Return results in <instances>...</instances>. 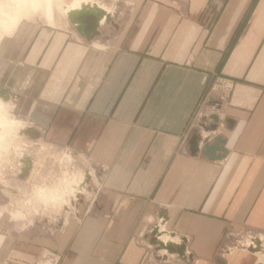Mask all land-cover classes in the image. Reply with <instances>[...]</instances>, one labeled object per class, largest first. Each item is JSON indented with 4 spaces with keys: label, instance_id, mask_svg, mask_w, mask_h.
I'll use <instances>...</instances> for the list:
<instances>
[{
    "label": "crops",
    "instance_id": "obj_1",
    "mask_svg": "<svg viewBox=\"0 0 264 264\" xmlns=\"http://www.w3.org/2000/svg\"><path fill=\"white\" fill-rule=\"evenodd\" d=\"M74 1V15L20 19L0 40V98L85 162L79 212L58 229H0V264L45 249L59 264L263 263L264 0ZM83 12L100 15L95 33ZM217 135L227 153L211 159Z\"/></svg>",
    "mask_w": 264,
    "mask_h": 264
},
{
    "label": "rangeland",
    "instance_id": "obj_2",
    "mask_svg": "<svg viewBox=\"0 0 264 264\" xmlns=\"http://www.w3.org/2000/svg\"><path fill=\"white\" fill-rule=\"evenodd\" d=\"M47 1L50 2V0ZM59 1L60 0H51L50 2L54 15H50L51 18H61L64 14L63 9L72 4L74 0H61L66 5H64V7L59 4L61 2ZM17 3L18 2H13L12 0H0V40L11 32L7 29L8 25L6 24L16 12L15 9L18 7ZM48 10L49 6L44 0L43 4L38 5L28 15H24L21 20H48ZM5 104V107L2 108L4 110H0V119H2L0 122V140L2 142L0 143H3V145H0V229L8 230L12 226L14 229L19 227L17 223L10 220L8 213L3 211L4 207L8 206L10 203V193L14 192L16 188H24L32 184L56 186L61 180L66 166L61 165L59 162V155L65 150L61 147L46 146L42 139L31 135L28 128L32 125H30L26 119L19 118L18 115L10 109L8 103L5 102ZM12 119L15 122L10 123ZM23 154L28 157L29 164L22 160ZM71 154L74 157L73 167L77 168L80 165L82 169H85V162H83L77 154ZM91 182L92 181L89 179L88 183ZM12 198L14 199L15 197ZM75 202L76 201L73 199L69 207L65 208L58 216H52L51 220L49 219V216L52 215L51 213H49L48 216L43 214L35 216L31 227L39 229L60 228L63 224L65 225L71 217H75L76 212H79L78 205ZM45 251H52L61 257L60 253L51 249H45ZM45 257L46 255L38 264L43 262ZM262 260L264 262V256Z\"/></svg>",
    "mask_w": 264,
    "mask_h": 264
},
{
    "label": "clouds",
    "instance_id": "obj_3",
    "mask_svg": "<svg viewBox=\"0 0 264 264\" xmlns=\"http://www.w3.org/2000/svg\"><path fill=\"white\" fill-rule=\"evenodd\" d=\"M245 121H238L236 127L232 131V135L228 137V145H234L238 140L240 133L245 127ZM43 150V146H42ZM59 162L65 165V171L61 180L56 186H49L45 184H32L24 188H16L14 192L10 193V203L5 206L3 211L7 212L10 220L19 225L18 230L24 231L31 227L34 222V217L37 215H46L49 213V219L52 216H58L65 208L71 205V201L75 199L77 193L82 191L80 184L83 181V173L79 169H75L74 157L65 150L59 155ZM12 197H15L14 199ZM145 220L149 223L153 221L152 216H146ZM264 240V237H259ZM6 239L0 236V243ZM161 239H164L161 237ZM169 240L177 242L178 238L169 236L164 239V243Z\"/></svg>",
    "mask_w": 264,
    "mask_h": 264
},
{
    "label": "water",
    "instance_id": "obj_4",
    "mask_svg": "<svg viewBox=\"0 0 264 264\" xmlns=\"http://www.w3.org/2000/svg\"><path fill=\"white\" fill-rule=\"evenodd\" d=\"M94 15V19L91 18V16ZM83 16H86V18H84ZM77 20L86 24V26L88 27V30H92V33L96 32V27L99 23V18H100V15H99V18H98V15L96 14H93V13H80L79 16H76ZM89 18H91L90 20H93L91 22V24H89L90 22H87L89 21ZM93 23V24H92ZM82 25H79V27L81 28ZM84 26V25H83ZM214 118V123H212V125L210 126L209 129H216L217 128V120H218V117L217 115H214L213 116ZM200 136L199 135H194L192 138H191V143L193 144V146H197L199 140H200ZM225 139L223 138L222 135H217L213 141H208L206 140L205 143H204V147H203V154L204 155H207L209 158L211 159H220V158H223L226 156V153H227V148L225 147ZM219 151V153H217L216 151ZM157 230H155V232L153 233L154 235H156L157 233ZM156 239V238H155ZM160 243L163 245L164 243L162 241H160ZM164 246H167V248L169 249H174L173 247V244H164ZM176 248H179L178 252L182 255V256H185V251H184V246L181 247H176ZM175 250V249H174ZM257 264H263V263H257Z\"/></svg>",
    "mask_w": 264,
    "mask_h": 264
},
{
    "label": "bare ground",
    "instance_id": "obj_5",
    "mask_svg": "<svg viewBox=\"0 0 264 264\" xmlns=\"http://www.w3.org/2000/svg\"><path fill=\"white\" fill-rule=\"evenodd\" d=\"M13 2L14 1H16V2H18L17 4H18V7L15 9V13L12 15V17H11V20H9V22L6 24V25H8V28L7 29H9V31H11L12 32V30L14 29V27L16 26V24L18 23V21L24 16V15H28L29 13H31V11H33L38 5H40V4H43V2H44V0H12ZM46 1V3H47V5L49 6V10L47 11L48 12V15L50 16V15H53V10H52V8H51V0H50V2L49 1H47V0H45ZM61 1V0H60ZM59 1V2H60ZM81 3H85V0H83V1H81ZM16 4V5H17ZM61 6H63L64 7V5H65V3L64 2H60L59 3ZM60 6V7H61ZM66 6V5H65ZM76 6H80V4H78L77 5V3H76V1H74V3L73 4H70L69 6H66L64 9H63V12L64 13H66V14H69V15H74L73 13H71V9H73V7H76ZM90 7V6H92V4H91V2H89L88 4H87V7ZM13 7V6H12ZM10 9V8H9ZM14 9V8H13ZM5 14H6V12H5ZM51 17V16H50ZM7 32H9L8 30H6ZM1 38H2V36H1ZM1 89V88H0ZM5 101L2 99V98H0V110L2 109V108H4L5 107ZM8 108V107H7ZM2 110H4V109H2ZM8 116V115H7ZM6 118V117H5ZM1 120L2 119H0V122H1ZM6 121V120H5ZM9 122V121H8ZM11 122H15L13 119L12 120H10V123ZM21 127V126H20ZM27 127V126H26ZM25 127V128H26ZM22 130H23V128H22ZM29 130V129H28ZM10 132V131H9ZM11 133V132H10ZM0 142H2L1 140H0ZM0 145H3V143H0ZM8 152V151H7ZM22 160H24L26 163H28L29 164V160H28V157L26 156V155H22ZM3 163V162H2ZM255 242V241H254ZM263 254H264V252H263ZM263 264H264V262H263Z\"/></svg>",
    "mask_w": 264,
    "mask_h": 264
},
{
    "label": "built area",
    "instance_id": "obj_6",
    "mask_svg": "<svg viewBox=\"0 0 264 264\" xmlns=\"http://www.w3.org/2000/svg\"><path fill=\"white\" fill-rule=\"evenodd\" d=\"M209 79L210 77L205 76L204 77L205 83H207ZM217 83L225 91L230 90L233 86V80L228 79V78L219 77ZM45 255H46L45 259L40 264H58L59 263L60 256L58 254L52 251H45Z\"/></svg>",
    "mask_w": 264,
    "mask_h": 264
}]
</instances>
